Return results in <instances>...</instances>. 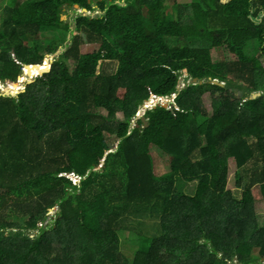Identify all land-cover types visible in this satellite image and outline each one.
Listing matches in <instances>:
<instances>
[{"label": "trees", "instance_id": "1", "mask_svg": "<svg viewBox=\"0 0 264 264\" xmlns=\"http://www.w3.org/2000/svg\"><path fill=\"white\" fill-rule=\"evenodd\" d=\"M6 12L0 80L25 89L0 94V209L27 219L0 221V264H264V0H9ZM251 40L261 49L248 56ZM232 158L247 178L239 199ZM129 216L160 224L128 239L131 263Z\"/></svg>", "mask_w": 264, "mask_h": 264}, {"label": "rangeland", "instance_id": "2", "mask_svg": "<svg viewBox=\"0 0 264 264\" xmlns=\"http://www.w3.org/2000/svg\"><path fill=\"white\" fill-rule=\"evenodd\" d=\"M9 0H0V21L2 18L7 16V12H6V4ZM98 1V0H97ZM177 3L180 4H184L187 2H190L191 0H176ZM94 7L96 8V5H94ZM78 12H80L77 9ZM72 14V11H68V15H64V18H62L64 21H71L72 18L68 17ZM101 14V11H99L97 8L93 11L90 12L89 15L90 16H97ZM1 24V23H0ZM40 44H43L40 42ZM32 44L29 43L28 46H31ZM44 45V44H43ZM261 47L258 43L257 40H251L247 43V45L244 48V52L246 55L248 56H253L256 55L259 51H260ZM92 48H84L82 49L83 52H88L91 51ZM61 52L62 49L57 52L54 55H51L49 57L50 60H53L54 58H58L59 56H61ZM211 55L213 60L219 61L220 59V52L217 49H213L211 51ZM69 66L71 69H74V64L72 62H69ZM102 68H105L106 71L110 74H113L116 72L117 69V63L115 62H105L104 66ZM27 73V74H26ZM23 80L26 84H28L29 82H31L32 80L30 78H33V75L35 72L30 71L27 72L26 71ZM180 85L179 88H182L185 84L182 83L183 81V77L180 79ZM192 82V81H191ZM189 83V82H188ZM187 83V84H188ZM186 84V85H187ZM222 86H225L224 83H221ZM25 87V84H20L19 86H7L5 83H3L0 80V89L2 91H0L1 93H4L5 95H13L16 96L18 91L23 89ZM175 95H173V97L169 100H166V102H168V106L170 104V102H174L175 100ZM204 113L208 116V118H210L212 116L213 113V103H212V97L210 96L209 93H206L203 96V101L201 104ZM203 145H205V140L203 139ZM161 166L165 167L163 164H161ZM159 172H161L162 170H164V168L159 167ZM241 178V182L242 184H245V180L247 178L242 177V173L240 171V169L238 167H236L235 163L233 160L230 161L229 163V174H228V183H227V189H230L233 193V195L235 196V198L239 199L241 196V192L242 189H240L237 186V180ZM196 188V183L190 182L188 183L185 187L184 190L186 192L187 195H192L195 191ZM1 203V201H0ZM58 211V209H53L50 211V222H52L55 217H56V212ZM256 212L257 213H261L264 214V201L258 202L256 204ZM25 219H27V217L23 216L18 207H11V205H5V207H2L0 209V221H4L6 223H11V224H18L21 227L24 226L26 224ZM160 224H159V220L158 218H151V217H144L143 219H141V217H136L134 218L133 216H129L125 219V221L121 224V229H120V236H121V241L122 244L120 246V251L121 253L128 258V260L131 262L134 261L135 255H136V244L134 245L133 243H131L128 239H133V238H137V237H142V236H147V237H154L157 236L160 233ZM138 243V241H137ZM149 246V244L147 245V247ZM235 264L238 263L237 258L234 259Z\"/></svg>", "mask_w": 264, "mask_h": 264}, {"label": "built area", "instance_id": "3", "mask_svg": "<svg viewBox=\"0 0 264 264\" xmlns=\"http://www.w3.org/2000/svg\"><path fill=\"white\" fill-rule=\"evenodd\" d=\"M0 91H2L0 89ZM176 97V95L174 96ZM166 100H169L168 98L164 99V98H153L151 99L149 102L145 103V105L143 106V108L141 110H139V112L137 113V115L133 118L132 123L133 125L135 124V122L142 116L145 114L146 110L149 108H152L153 106H155L157 103L163 105L164 103H166Z\"/></svg>", "mask_w": 264, "mask_h": 264}, {"label": "water", "instance_id": "4", "mask_svg": "<svg viewBox=\"0 0 264 264\" xmlns=\"http://www.w3.org/2000/svg\"><path fill=\"white\" fill-rule=\"evenodd\" d=\"M75 8H79V6L75 5ZM81 12H82L84 15H86V14L88 13L87 9H82ZM62 18H64V16H63ZM184 73H185V76H187V70H186V69H184ZM32 82H33V80H32L31 82H29V83H32ZM192 82H193V83H197V82H198V79H193ZM201 83H202V82H201ZM210 83L215 84V85L222 86V84H221L218 80H211ZM22 90H24V88L21 89V91H22ZM258 96H260V93H253L252 96H251V98H256V97H258ZM163 106H164L165 108H167V104H164ZM140 120L143 122L144 127H147V126H148V121L146 120L145 116H142V117L140 118Z\"/></svg>", "mask_w": 264, "mask_h": 264}, {"label": "crops", "instance_id": "5", "mask_svg": "<svg viewBox=\"0 0 264 264\" xmlns=\"http://www.w3.org/2000/svg\"><path fill=\"white\" fill-rule=\"evenodd\" d=\"M252 99H254V98H252ZM231 160H233L234 161V159L232 158V159H230L229 160V163H230V161ZM234 163H235V161H234ZM235 165H236V163H235ZM229 180V179H228ZM238 183H240V186H238L240 189H242V192H241V194L243 193V191H244V188H245V186L247 185V179L245 180V184H242V182H241V178H239L238 180H237V184ZM230 190V189H229Z\"/></svg>", "mask_w": 264, "mask_h": 264}, {"label": "clouds", "instance_id": "6", "mask_svg": "<svg viewBox=\"0 0 264 264\" xmlns=\"http://www.w3.org/2000/svg\"><path fill=\"white\" fill-rule=\"evenodd\" d=\"M87 11H88V10H87ZM81 13H82V12H81ZM89 13H90V12H88L86 15H88ZM30 79H31V78H30ZM31 80H32V79H31ZM24 89H25V87H24ZM19 91H21V90H19ZM19 91H18V93H19ZM18 93H17V94H18ZM0 94H4V93H1V92H0ZM9 95H10V94H9ZM11 95H12V94H11ZM12 96H13V95H12ZM158 98H164V97H158ZM152 99H153V98H152ZM156 99H157V98H156ZM164 99H166V98H164ZM168 99H169V98H168ZM170 99H171V98H170ZM170 103H171V102H170ZM157 104H159V103H157ZM164 104H168V102H166V103H164ZM164 104H163V105H164ZM144 105H145V104H144ZM144 105H143V106H144ZM163 105H162V106H163ZM143 106L140 108V110L143 108ZM167 106H168V105H167ZM147 110H148V109H147ZM147 110H146V111H147ZM138 112H139V111H138ZM145 113H146V112H145ZM142 116H145V114L142 115ZM142 116H141V117H142ZM141 117H140V118H141ZM140 118H139V119H140ZM139 119H138V120H139ZM138 120H137V121H138ZM137 121L135 122L134 126H137Z\"/></svg>", "mask_w": 264, "mask_h": 264}, {"label": "bare ground", "instance_id": "7", "mask_svg": "<svg viewBox=\"0 0 264 264\" xmlns=\"http://www.w3.org/2000/svg\"><path fill=\"white\" fill-rule=\"evenodd\" d=\"M32 71L35 72L36 70H32ZM35 74H36V72L34 73V75H35ZM34 75H33V76H34Z\"/></svg>", "mask_w": 264, "mask_h": 264}]
</instances>
